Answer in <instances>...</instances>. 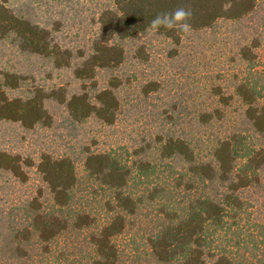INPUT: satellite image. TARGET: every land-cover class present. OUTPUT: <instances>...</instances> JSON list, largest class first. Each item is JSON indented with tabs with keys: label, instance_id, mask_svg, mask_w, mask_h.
I'll return each instance as SVG.
<instances>
[{
	"label": "trees",
	"instance_id": "trees-1",
	"mask_svg": "<svg viewBox=\"0 0 264 264\" xmlns=\"http://www.w3.org/2000/svg\"><path fill=\"white\" fill-rule=\"evenodd\" d=\"M106 1L93 36L73 47L58 41L59 27L0 0V38L79 82L75 92L67 83L23 88L26 76L2 69L0 120L51 126L45 102L53 101L72 124L114 127L139 109L130 140L114 148L93 140L78 155L42 152L35 163L0 149V182L12 179L0 186V264H264V72L257 68L264 6ZM181 7L192 12L190 31L150 27ZM191 33L207 34L214 50L203 53L201 71L190 65L174 93L161 75L133 82L134 72L120 73L125 62L146 65L155 40L175 57ZM128 86L134 101L122 94ZM33 167L38 184L17 194L16 185L29 188Z\"/></svg>",
	"mask_w": 264,
	"mask_h": 264
},
{
	"label": "rangeland",
	"instance_id": "rangeland-1",
	"mask_svg": "<svg viewBox=\"0 0 264 264\" xmlns=\"http://www.w3.org/2000/svg\"><path fill=\"white\" fill-rule=\"evenodd\" d=\"M259 2L261 6H264V0ZM106 3V0H7L9 7L27 15L33 21L55 30L59 27L56 32L58 41L73 47H83L93 36L97 30V16ZM206 35L189 34L179 54L171 59L167 54L171 45L167 42H161L158 45L159 41L155 40V48L152 50L149 64L125 62L119 71L125 75L134 72L136 79H133V82H143L149 75H161L160 77L167 80L171 93H174L175 88L184 83L185 74L191 69L190 65L194 67L198 63V71H201L203 53L209 55L214 50V48H206L210 42ZM257 51V68L264 72V39ZM188 59L189 61L186 62ZM2 69L16 71L26 76L23 88L32 85L60 86L67 83L71 92L79 90V82L72 78L69 69L55 70L47 60L21 53L11 37L0 38V71ZM106 76L103 73L98 75L99 86L103 85ZM124 93L128 95L125 97L131 101H134L137 95L130 86L122 90L123 95ZM14 94H21V90H17ZM45 105L53 119L51 126L37 125L32 129H26L18 122L0 120V149L17 153L35 163L42 152L53 155L73 152L72 156L78 155L80 145H91L93 140L96 141L94 147L114 148L130 140L129 134H132L133 129L131 122L139 115V109L135 108L127 113L126 117L124 115L114 127L105 126L93 119L81 124H72L66 116L64 105L53 101H46ZM27 171L29 188L16 185L19 195L30 194L39 182L34 167L28 168ZM6 179L7 181L2 179L0 182L3 188L9 186V181L12 180ZM10 191L11 188H7L3 190V193H10Z\"/></svg>",
	"mask_w": 264,
	"mask_h": 264
},
{
	"label": "clouds",
	"instance_id": "clouds-1",
	"mask_svg": "<svg viewBox=\"0 0 264 264\" xmlns=\"http://www.w3.org/2000/svg\"><path fill=\"white\" fill-rule=\"evenodd\" d=\"M192 12L190 9L184 7L177 8L171 13L164 12L158 14L150 24V27L154 30H158L160 27L168 29L178 28L183 32L190 31V24L188 23Z\"/></svg>",
	"mask_w": 264,
	"mask_h": 264
}]
</instances>
